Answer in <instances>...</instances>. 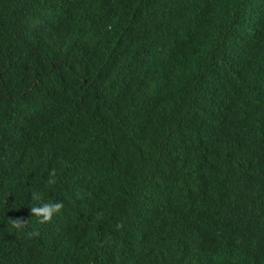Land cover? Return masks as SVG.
Instances as JSON below:
<instances>
[{"label":"trees","instance_id":"1","mask_svg":"<svg viewBox=\"0 0 264 264\" xmlns=\"http://www.w3.org/2000/svg\"><path fill=\"white\" fill-rule=\"evenodd\" d=\"M263 20L264 0H0V264H264Z\"/></svg>","mask_w":264,"mask_h":264},{"label":"clouds","instance_id":"2","mask_svg":"<svg viewBox=\"0 0 264 264\" xmlns=\"http://www.w3.org/2000/svg\"><path fill=\"white\" fill-rule=\"evenodd\" d=\"M189 4L186 1H182L178 3V9L182 10L183 8H185L186 6H188ZM194 19V20H192ZM188 20L191 23H195V24H189L188 29H194V32H196V28H198V19L197 17H195L192 14L188 15ZM192 20V21H191ZM217 24V22H215L212 26L214 27ZM223 29H229L227 27H222ZM209 28H205L202 32L201 35L203 37L204 40L206 41H210L211 36H214L215 33L214 32H210L208 33ZM195 34H193L192 36H194ZM192 36H182V40L184 41V43L188 40V37H192ZM239 45V41L237 42ZM185 48L190 51V52H195L196 53V57H192L190 55H188L187 53H183L180 55H176L173 54L171 56H174L176 58H179L183 63H185V65L190 64L191 62H196L204 53L205 50L202 49L201 47L197 46L196 44H193L191 46H187L186 43L184 44ZM201 48V49H198ZM170 56V57H171ZM62 207V202L61 201H50V202H40L38 204H34L31 206V215H35L36 217H38L40 219L41 222L44 221H48L50 220L53 215L57 212H59V210ZM14 223H16L17 226H20V222H17L14 220Z\"/></svg>","mask_w":264,"mask_h":264},{"label":"bare ground","instance_id":"3","mask_svg":"<svg viewBox=\"0 0 264 264\" xmlns=\"http://www.w3.org/2000/svg\"><path fill=\"white\" fill-rule=\"evenodd\" d=\"M264 21V20H263ZM263 23H262V21H260L259 23H257V29H263ZM256 37H257V40H258V37H260L261 36V34L260 33H256V35H255ZM257 88H261V84L259 85L258 83H257Z\"/></svg>","mask_w":264,"mask_h":264},{"label":"rangeland","instance_id":"4","mask_svg":"<svg viewBox=\"0 0 264 264\" xmlns=\"http://www.w3.org/2000/svg\"><path fill=\"white\" fill-rule=\"evenodd\" d=\"M102 131H104V134H107V131L105 129H102ZM104 147L107 146V142L103 144Z\"/></svg>","mask_w":264,"mask_h":264}]
</instances>
